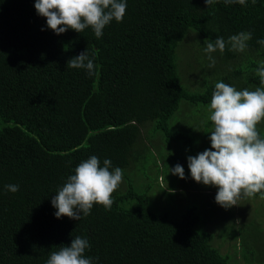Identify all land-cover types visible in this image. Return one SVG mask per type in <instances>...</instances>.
I'll return each mask as SVG.
<instances>
[{"label":"trees","instance_id":"1","mask_svg":"<svg viewBox=\"0 0 264 264\" xmlns=\"http://www.w3.org/2000/svg\"><path fill=\"white\" fill-rule=\"evenodd\" d=\"M126 3L123 21L113 20L97 38L91 27L57 35L38 15L35 0H0V264H46L51 252L76 236L89 241L84 255L92 264H231V256L213 245L210 216H218L223 232L229 228L231 239L244 234L247 245L249 226L234 227L236 206L205 211L190 194L183 204L156 207L157 199L150 202L136 187L134 172L157 141L170 147H159L163 160L187 165L189 173L188 156L211 147L208 106L215 84L260 86L255 70L264 61V46L257 43L264 39V0L245 6L224 0L211 6L204 0ZM241 32H251L252 39L244 52H234L228 38ZM191 36L190 49L197 50L191 69L204 71L197 86L183 79L194 90L180 75L181 44ZM218 37L226 48L211 54L216 63L210 68L205 40ZM86 50L95 65L92 76L67 67ZM183 101L189 103L186 122ZM93 155L101 166L110 159V171L123 170L111 209L94 205L79 221L56 218L53 197ZM10 184L19 191H8ZM191 188L213 200L218 191L202 183ZM254 198L264 205L261 194ZM231 217L233 225L223 223ZM250 230L262 234L254 222ZM243 255L247 261L258 256V263L263 257L254 250L253 258Z\"/></svg>","mask_w":264,"mask_h":264},{"label":"clouds","instance_id":"2","mask_svg":"<svg viewBox=\"0 0 264 264\" xmlns=\"http://www.w3.org/2000/svg\"><path fill=\"white\" fill-rule=\"evenodd\" d=\"M211 6L219 0H204ZM247 0H224L225 4L246 5ZM256 0H253L255 3ZM35 9L46 18L47 27L57 35L69 29L77 33L91 27L97 38L113 20L122 22L126 14V0H35ZM251 32H241L228 38L230 50L244 52ZM204 49L214 67L216 60L211 55L223 53L226 41L218 37L214 42L207 41ZM257 43L264 46V39ZM67 67L84 69L89 76L95 75V65L87 50L67 62ZM260 86L254 90H237L223 81L215 84L208 106L209 119L213 124L210 132L211 147L195 156H188L191 178L197 183L218 189L215 201L225 209L237 205L241 198H253L261 194L264 198V136L258 125L264 122V61L255 70ZM112 168V161L105 159L103 166L95 155L81 162L51 203L57 210L56 218L69 217L79 221L81 214L86 217L94 205H102L110 210L112 195L123 179V170ZM170 168V167H169ZM170 173L185 179L183 166L177 164ZM12 193L19 191V185H6ZM90 247L89 241L80 236L72 239L70 245H63L50 254L46 264H92L85 257Z\"/></svg>","mask_w":264,"mask_h":264},{"label":"rangeland","instance_id":"3","mask_svg":"<svg viewBox=\"0 0 264 264\" xmlns=\"http://www.w3.org/2000/svg\"><path fill=\"white\" fill-rule=\"evenodd\" d=\"M192 43V36L182 42V61L181 68L179 67L180 75L182 77V83L190 90H194L192 88L194 87V85L197 86L198 84H202L204 79V75L202 74V72H204L202 70L203 68H198L199 70L191 69L195 68V66L197 65V50H195V48L190 49V46H193ZM181 73L183 74V76ZM183 79H188L187 82L189 81L194 85L191 84L192 86H190V83L185 82ZM188 104L189 103H187L186 101L182 102V106L185 107V109L187 108ZM184 117V122H186V119L187 121H190L188 119L187 109L185 111ZM258 130L260 131L261 135L264 134V122L258 125ZM199 143V148L201 151L202 146H204L206 142L205 140H201V142L199 141ZM151 147L153 155L150 156L151 151L148 152L144 160L134 172L136 187L138 188V190L146 192L148 198L150 199V202L151 199H157L155 201L157 204L156 207H158L159 205L160 208L162 206H164L165 208H169V206L174 205L175 200L177 204H183L186 201V197H189V195L191 194L193 195V197L190 198L201 200L203 203V207H207L208 210L205 211H226L224 207H221L216 203L215 200H213L214 195L208 194L209 196H207L205 194H199L197 193L198 188L197 190L191 188L192 185L197 182L191 178L190 172L185 175V179H181L178 175H173L170 173V168H173V166L175 165H173V163H170L169 165L167 163L168 161L166 162L165 160H163V157L165 155L159 149V147H161L162 149H164L163 151H166V149H169L170 147H167L165 144L158 147L157 141L154 145H151ZM175 154H177V152L169 153L170 156ZM180 165L182 166V163ZM183 168L184 170H186L187 165H184ZM184 184L186 186H184ZM212 193L217 194V190L212 191ZM159 201H161L162 205L159 203ZM236 207V224L234 225V227L239 228L242 227V225H244L245 227L249 226L245 233L247 245L244 246V234L238 232L235 235V238L231 239L229 235L226 236L228 232H230L229 228L225 229V232H223V224L220 223L218 216H210L207 217V225H209V229L216 235L215 243L213 241V245L220 247L223 254L226 253L231 256V264H264V205H262V202L259 199L241 198L237 201ZM181 212H179V214ZM200 215L202 226L203 217L205 216L201 212ZM233 218L234 217H231V221L225 220V222L223 223H227L226 225L228 226V224H230L229 222H231V225H233ZM253 222L256 223L258 227H260L262 234L260 232L257 233L250 230ZM252 250L255 251V254L260 253L263 255L260 263L254 261L256 258H258V256H254V259H251L249 261L245 260L243 254H248L249 258H253Z\"/></svg>","mask_w":264,"mask_h":264}]
</instances>
